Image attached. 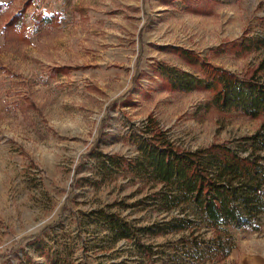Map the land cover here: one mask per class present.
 <instances>
[{
    "label": "rangeland",
    "instance_id": "1",
    "mask_svg": "<svg viewBox=\"0 0 264 264\" xmlns=\"http://www.w3.org/2000/svg\"><path fill=\"white\" fill-rule=\"evenodd\" d=\"M263 60L264 0H0V264H208L185 255L187 228L169 231L182 214L154 203L157 186L108 156H133L148 116L182 148L246 155L260 117L164 72L264 81ZM98 209L140 230L115 239ZM258 224L231 229L223 264H259L264 212Z\"/></svg>",
    "mask_w": 264,
    "mask_h": 264
},
{
    "label": "trees",
    "instance_id": "2",
    "mask_svg": "<svg viewBox=\"0 0 264 264\" xmlns=\"http://www.w3.org/2000/svg\"><path fill=\"white\" fill-rule=\"evenodd\" d=\"M216 70L208 77L170 70L164 75L171 87L181 91L197 87L213 91L211 102L222 111L235 109L251 118L260 117L257 129L240 138L239 146L248 150L246 155L225 142L194 150L182 148L148 116L138 131L129 135L135 154L128 158L108 156L116 171L140 176L157 186L154 203L163 211L178 209L182 214L167 221L169 231L187 228V243L182 248H187L185 255L208 264H223L234 246L231 229L258 230V218L264 212V81L254 73L240 77ZM92 213L108 225L115 239L133 238L140 230L104 209ZM138 245L143 255L150 249L143 243Z\"/></svg>",
    "mask_w": 264,
    "mask_h": 264
},
{
    "label": "crops",
    "instance_id": "3",
    "mask_svg": "<svg viewBox=\"0 0 264 264\" xmlns=\"http://www.w3.org/2000/svg\"><path fill=\"white\" fill-rule=\"evenodd\" d=\"M264 245V244H263ZM259 254V264H264V246H262V250H260Z\"/></svg>",
    "mask_w": 264,
    "mask_h": 264
}]
</instances>
